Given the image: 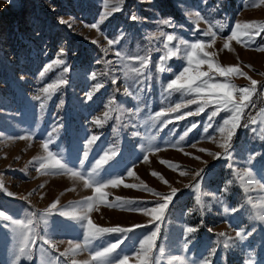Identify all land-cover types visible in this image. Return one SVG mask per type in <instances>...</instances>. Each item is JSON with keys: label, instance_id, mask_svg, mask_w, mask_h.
I'll use <instances>...</instances> for the list:
<instances>
[{"label": "rangeland", "instance_id": "obj_1", "mask_svg": "<svg viewBox=\"0 0 264 264\" xmlns=\"http://www.w3.org/2000/svg\"><path fill=\"white\" fill-rule=\"evenodd\" d=\"M115 4L116 0H109L108 10ZM119 7L120 10L108 16L98 31L89 25L97 22L105 11L103 0H11L10 4L7 0H0V209L20 219L35 213L37 243L43 236L55 245L33 246L32 260L24 259L20 264H63L64 261L71 264L72 259L85 261L92 249L116 242L121 235L106 234L74 257L61 256L57 260L70 241L72 244L84 242L78 223L60 216L59 212H70L71 207L66 206L92 196L93 191L85 189L83 181L67 173L37 171L41 161L34 162V158L46 155L42 143L49 139V134V150L62 152L70 166H75L82 158L87 138L95 134L99 139L92 146L86 167L104 150L114 147L116 156L106 171H102V176L122 174L126 184L143 182L160 193L170 191V187L180 190L159 222L157 247L165 250L162 264H167L169 257L179 255L185 256L191 264L207 257L213 248L216 251L211 264H264V222L256 219V209L244 207L236 214L230 211L231 207L243 205L247 196L253 198V203L264 201V189L255 183L241 184L235 172L227 167L228 161L214 159L208 152L199 151H222L217 143L207 139L208 135L219 139V134L213 129L203 132L210 109L199 116L176 120V115L194 111L196 105L182 108L166 117L171 121L166 126L162 125L164 117L155 121L151 119L161 108L166 110L184 102L179 93L165 98L164 88L172 76L169 72L157 71L158 58L164 54L159 32L178 35L190 43L201 38L208 43L209 39L201 37L197 28L203 31L211 27L217 36L215 43L206 50L216 53V60L222 66L238 65L247 73L246 77H232L231 82L246 86L250 84L247 77L258 82L241 123H247L249 118L264 122V51L259 50L264 47V31L255 35L254 42L248 46L233 39L228 41L229 49H223L237 21L242 25L250 21L264 22V4L259 0L255 5L252 0H248L247 5L244 0H122ZM197 14L204 19H199ZM132 15L138 19L132 20ZM61 19L68 23H61ZM161 19H171L172 25L159 24ZM107 39H118L119 43L109 46ZM176 43L178 41H173ZM61 48L66 54L60 58L66 61L68 71L63 72V65L56 66L42 77L40 73L57 57ZM117 52L129 57L148 55L151 58V78L148 81L151 87L139 92V100L123 95L125 88L135 93L141 86L133 79V74L123 75V64ZM124 63L139 66L135 60H124ZM181 64V60L173 58L166 61L164 67L171 66L178 73L182 70ZM202 69L207 70V66ZM93 73L97 74L95 78ZM61 74L67 83L45 102L42 109L41 102L35 97L41 95V88L60 78ZM113 79L117 80L116 84L111 83ZM97 83L104 86L95 90ZM89 93H92L91 99ZM113 98L117 103L109 105ZM110 106L116 107L117 111L112 112L111 118L102 126H96L94 118H102ZM225 115L221 113L214 125L218 126ZM194 122L198 127L177 144ZM252 127L257 125L240 127L232 140L236 171L248 168L245 158L249 153L255 156L252 160L254 173L264 164V159L258 155L264 153V141L257 138L259 133L254 134ZM53 129L57 131L53 132ZM30 135L32 139H21ZM157 148L159 151L155 150ZM145 154L149 157L147 162L143 160ZM194 156L200 159H194ZM161 160L182 167L172 169ZM127 167L134 169L135 177H127ZM199 169L204 171L200 177H195ZM153 171L160 173L169 184L153 176ZM180 171L187 174L181 176ZM229 180L233 184L225 193ZM196 181L200 183L198 191L186 187ZM244 187H248L247 193L243 192ZM106 191L109 203L117 197L147 202L159 199L142 189L122 185L109 187ZM197 195L201 197L199 205L196 204ZM54 201H58L57 210L41 218ZM225 206H229L228 213L224 212ZM90 218L101 227H129L137 223L147 224L151 219L142 213L103 203L97 204ZM187 227L196 231L186 237ZM241 229L251 235L244 240L237 239L235 233ZM151 230V225L135 229L118 251L131 256L134 246L138 248L139 240ZM220 232L226 235L220 237ZM185 239L191 240L188 249L183 248ZM18 243L15 232L0 227V264H13ZM130 264H134V260H130Z\"/></svg>", "mask_w": 264, "mask_h": 264}, {"label": "snow or ice", "instance_id": "obj_2", "mask_svg": "<svg viewBox=\"0 0 264 264\" xmlns=\"http://www.w3.org/2000/svg\"><path fill=\"white\" fill-rule=\"evenodd\" d=\"M244 2L247 5L248 0H244ZM7 3L10 4L11 0H7ZM103 3L105 11L100 15L97 22L89 25V27L98 31L108 16L120 10L119 5L122 3V0H116L115 6H112L110 11L108 10L109 0H103ZM252 3L255 5L256 0H252ZM259 3L264 4V0H259ZM130 18L134 21L138 19L135 15H132ZM198 18L204 19V17H199V15ZM60 22L66 24L68 23V21H64L62 19ZM159 24L172 25V20L161 19ZM69 26L71 25L69 24ZM261 31H264V22L257 23L255 21H250L242 25L241 22L237 21L231 28L230 34L223 44V49H229L228 41L233 39H236L237 42L248 46L254 42V36L259 35ZM197 32L201 37L208 38L209 42L206 43L205 39L201 38L190 43L188 40H185L178 35L169 34L164 31L159 32V37L163 38L164 54L160 55L158 58L159 67H157V71L169 72L172 76V78L167 81L164 88V93L166 94L165 98L171 97L174 93H179L181 101L184 102L176 103L174 107H168L166 110L161 108L159 111L155 112L151 119L155 121L164 117L165 119L162 121V125L166 126L171 122L166 119V117H168L171 113L179 112L182 108H188L190 105H196L194 111H187L183 115H176V120L184 119L187 116H199L200 114L205 113L206 109H210L207 113V122L203 127V132L208 133L209 129H213L216 133H218L219 139H217L214 135H208L207 139L211 140L213 143H217L218 147L222 151L211 152L207 149H199V151L208 152V154L212 155L214 159L228 161L229 163L227 164V167L235 172V175L241 184L249 183L250 185L251 183H255L260 189H264V183L261 182L264 181V164H262L261 167L254 173L252 170V160L255 159V156L249 153V155L245 158L246 163L249 165L248 168L236 171L233 153L231 151L232 140L240 127L248 128L250 126L257 125V127H252V131L254 134L259 133L257 138L264 141V126H260L264 125V122L257 121L255 118H249L247 123H241L245 116V110L251 105V97L257 91L258 82L251 77H247L248 80H250V84L246 86H237L231 82L232 77H246L247 73L242 71L238 65L222 66L216 60L217 54L206 50L215 43L217 36L216 31H213V29L209 27L203 31L197 28ZM173 41H178V43L173 44ZM93 43H96V41H93ZM118 43V39H107V44L109 46ZM259 50L264 51V47H261ZM105 51H107V49H105ZM65 54L66 53L63 48L59 49L57 57L46 66L45 70L42 71L40 75L43 77L48 71L61 65L64 66L63 72H67V63L65 60L60 58ZM116 55L121 57L120 63L123 64V75L128 77L130 74H133V79H135L136 83L141 86V88L135 93L130 91L128 88H125L123 95L127 97L134 96L135 99L139 100V92L145 90V88L151 87L148 83L151 78V58L148 55L129 57L127 54L122 55L120 52H117ZM173 58L179 59L182 62V70L178 73L174 72L171 66H168L167 68L164 67L165 62ZM124 60H135L139 66H130L129 64L124 63ZM204 65L207 66V70L202 69V66ZM248 67L251 66L249 65ZM96 75L97 74L93 73V78H95ZM66 83L67 81L62 78L61 74L60 78L47 83L43 88H41V95H37L35 97L41 102L40 107L43 109L45 102L51 99L52 95ZM111 83L116 84L117 80L113 79ZM103 86V84L97 83L94 88L95 90H99ZM88 98H92V93H89ZM116 103L117 101L115 98L109 101V105H115ZM115 111H117V108L110 106L109 109L103 113V117H95L93 123L96 126H102L111 118V113ZM137 111H139V109H137ZM221 113H225L226 115L222 119V122H220L218 126H215L213 122L218 116H220ZM197 127L198 124L196 122L192 123L183 135L180 136V140L177 141V144H179L180 141H183L185 137L188 136L189 132ZM55 131H57V129H53V132ZM21 139H32V136L21 137ZM98 139L99 136L95 134L87 138L83 150V156L76 161L75 166H70L69 162H66L62 152L57 153L49 150L51 144V134H49V139L42 143V148L46 155L42 158H34V162L36 160L41 161L37 171L44 170L50 172L51 174L67 173L71 177L83 181L85 189H91L93 191L92 196L85 197L79 201L73 202L72 205L66 206L71 207L72 210L70 212H59L60 216L78 223L79 227L83 231L84 242L83 244H72L70 241L69 247L65 249L64 252L59 253L57 260H59L61 256L74 257L80 251L89 249L93 241L104 237L106 234L118 233L121 235L116 242H110L107 246L100 249H92L88 260L77 261L72 259L71 264H130V260H134V264H162L165 250L163 247H157V240L160 233L159 222L162 221L169 205L172 203L174 197L180 190L175 187H170V191L160 193L143 182L139 184H126L124 182L125 176L122 174L115 176L108 174L102 176V171H106V168L110 166L111 161L116 156V150L114 147L104 150L102 154L98 155V158L93 163L86 167L85 162L88 160L92 146ZM192 146L195 147V145ZM149 148L151 149V145H149ZM155 150L159 151L158 148ZM185 154L191 155L188 153ZM258 155H261L262 159H264V153H259ZM193 158L197 160L200 159L198 156H194ZM148 159V155L145 154L143 156V160L147 162ZM161 163L177 170L182 167L178 163L167 160H161ZM125 171L127 177H135L136 175L132 167H127ZM203 171V169L197 170L195 172V177H200ZM151 174L159 177L164 184H169V182L160 173L153 171ZM179 174L183 176L187 173L180 171ZM257 176L259 179H257ZM232 184V180H229L226 183L224 188L225 193L228 192ZM121 185L127 188L142 189L148 193L154 194L159 197V199L147 202L137 199L117 197L114 202L109 203L107 201L108 192L106 189L109 187L116 188ZM41 187H43V185H41ZM186 187L195 188L198 191L200 189V183L199 181H196L194 184L186 185ZM243 192L247 193L248 187H244ZM8 195H12V193H8ZM57 203L58 201H54L51 205H49V207L42 214L41 218L56 211ZM98 203L107 204L109 207H120L142 213L145 216L151 217V219L147 224L137 223L129 227H101L96 225L90 218V213L96 210ZM149 203H151L152 206H147ZM200 203L201 197L197 195L196 204L199 205ZM244 207L256 209V219L260 222H264V201H261L260 203H253V198L251 196H247L243 205L240 207H231L230 211L232 214L240 213ZM224 212H229V206L224 207ZM35 216L36 214L33 213L32 216L20 219L11 214H6V210L0 209V227L11 229V231L15 232L18 237V249L13 264H20V262L24 259L31 261L33 246L43 248L45 245H50L51 247H55V245L51 244L50 240L45 239L43 236L39 238V244L37 243L38 234L35 226L36 221H34ZM148 225L152 226V230L139 240L138 248L134 246L131 256L129 254H122L121 251H118L129 233L138 228L148 227ZM194 231H196L195 228L187 227L185 230V236L187 237L189 233ZM218 235L220 237H224L226 233L220 232ZM248 235H251V233L246 229L237 230L235 233V237L239 240H244ZM190 243V239H185L183 248L188 249ZM224 243L227 246L228 241L226 240ZM215 251L216 249L213 248L207 257H202L200 260L192 261L191 264H211V259L215 254ZM63 264H67V261H64ZM167 264H188V261L183 255L171 256L168 258Z\"/></svg>", "mask_w": 264, "mask_h": 264}]
</instances>
